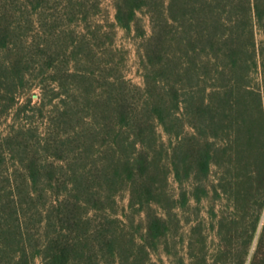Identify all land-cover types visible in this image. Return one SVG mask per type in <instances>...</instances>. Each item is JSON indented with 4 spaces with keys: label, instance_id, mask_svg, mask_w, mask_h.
I'll return each mask as SVG.
<instances>
[{
    "label": "trees",
    "instance_id": "16d2710c",
    "mask_svg": "<svg viewBox=\"0 0 264 264\" xmlns=\"http://www.w3.org/2000/svg\"><path fill=\"white\" fill-rule=\"evenodd\" d=\"M13 1L0 0V123L33 80L38 109H51L40 126L0 133V264H158L159 249L178 254L173 226L207 196L200 184L216 158L237 168L264 164L256 148L264 139V0H114L108 30L88 22L100 1L68 0L81 29L60 37L41 16L45 0L20 9ZM116 27L144 38L142 85L119 71L114 50H103ZM171 173L178 195L167 188ZM123 190L129 207L146 213L140 236L114 209ZM263 209L264 195L251 219L245 210L241 229L237 215L225 218L228 264H264V232L251 250ZM187 248L195 261L194 243Z\"/></svg>",
    "mask_w": 264,
    "mask_h": 264
},
{
    "label": "rangeland",
    "instance_id": "374dc122",
    "mask_svg": "<svg viewBox=\"0 0 264 264\" xmlns=\"http://www.w3.org/2000/svg\"><path fill=\"white\" fill-rule=\"evenodd\" d=\"M3 1L10 2L13 0ZM67 1L68 0H45L43 4L45 9L41 16L43 19H46L48 27L50 26L49 31L53 32L55 37L65 35L62 31L64 29L68 34H70L72 30L81 29L80 18L76 21L71 18L72 16L67 14ZM97 1L101 2V9L98 10L96 14L93 13L88 17L89 25L90 23L93 26H96V24H103L106 26L105 29L108 30V25L116 20L115 1ZM13 2L18 9L25 5V0H15ZM93 2L94 0L90 1V3ZM31 7H33V4H30V8ZM33 11L35 12L34 9ZM16 13L18 19L22 21L23 19H26L25 16L21 18L22 12L19 10H17ZM139 16L143 20V25L147 30V34H149L151 31L149 16L145 11H141ZM33 18L37 24L34 23L33 26L36 25L38 26V29H40V25L37 23V21H41V19L39 20V14H36V16L34 14ZM37 30L36 32H38ZM32 31L33 30H31L30 33H36L35 31ZM258 38L262 39V35L259 34ZM53 40L55 39L53 38ZM143 45L144 38L143 36H140L136 30L130 31L121 27H116L112 46L103 47V50L110 51L111 53V50H114L119 71H122L127 78L133 81V83L142 85L143 70L141 66V53L143 52ZM37 72L38 71H35L34 73L36 74ZM39 82V79L33 80L31 85L32 83L37 84H33L30 88L27 86L22 90L21 93L23 96H21L20 105L17 104L14 106L9 115L2 117L0 123V133H2V135L7 134L15 123L16 125L21 123L27 126H40L42 124L49 109H51V106L48 105L43 112L38 109L39 101L42 96V91L38 87ZM52 94V90L48 89V95ZM48 95L47 102L50 100ZM57 99L59 98L55 99L56 102ZM28 100L32 101L31 105H25V107L21 108V106H23ZM257 129L256 132H260V129ZM262 138H264V136ZM162 139L166 142L165 148H167L166 146L169 147V135L163 132ZM256 148L261 152V158L263 159L264 139L261 144L256 146ZM163 154L165 155V151H163ZM8 161L9 165L13 164L12 160L8 159ZM168 182L167 188L169 189V192L172 195H178L181 192V186L174 179L172 173L169 174ZM202 182L203 183L200 185L203 184V187H206L207 194L204 195L207 196H204L200 202L192 200L191 206L184 212H181L180 215L182 221L177 231H175L176 228L173 224V236L170 237L169 242L175 251H179L178 254L169 256L164 250L159 249L154 254V259L158 264H203L201 262V257L204 253L202 248L208 254L207 264H228L226 258H224L220 252V247L225 245V241L223 240L227 228L225 218L231 215H237V220L239 222L233 224V226L239 225L236 228L241 229L243 225L242 215L245 210L247 209L250 213V219L252 218V214L258 212L261 198L264 195V164L258 161L255 164L245 163L237 168L235 165H229L227 162H223L217 157L211 166L209 175L204 178ZM235 197L240 198L237 200ZM115 200L116 203L114 204V209L117 212L123 213L122 217L128 221L126 231L137 236L144 233L146 226V213L142 211L138 212L129 207L130 195L128 194V191L123 190L119 195H115ZM247 204H251L249 208H247ZM263 232L264 209L252 244V252L256 249ZM189 242L194 243V246L196 247L194 253L197 254V257L195 258V261H192L189 256V249L187 248ZM36 264H41V260L38 259Z\"/></svg>",
    "mask_w": 264,
    "mask_h": 264
}]
</instances>
